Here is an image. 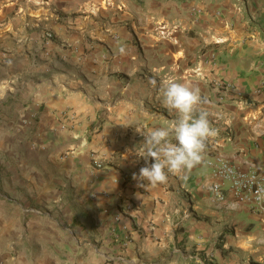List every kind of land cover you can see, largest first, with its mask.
<instances>
[{"label": "crops", "instance_id": "obj_1", "mask_svg": "<svg viewBox=\"0 0 264 264\" xmlns=\"http://www.w3.org/2000/svg\"><path fill=\"white\" fill-rule=\"evenodd\" d=\"M167 80L199 90L215 135L140 186L136 127L176 118ZM262 86L264 0H0V264H264V211L229 183L218 200L207 164L264 168Z\"/></svg>", "mask_w": 264, "mask_h": 264}, {"label": "clouds", "instance_id": "obj_2", "mask_svg": "<svg viewBox=\"0 0 264 264\" xmlns=\"http://www.w3.org/2000/svg\"><path fill=\"white\" fill-rule=\"evenodd\" d=\"M155 85V81H152ZM163 106L175 114V119L167 126L145 130L136 127L144 136L138 156L146 162H153L140 168L133 179L153 187L167 181L168 175H179L190 170L203 159V152L209 137L215 132L210 127L208 114L200 110L201 97L198 89H193L174 80L162 82Z\"/></svg>", "mask_w": 264, "mask_h": 264}, {"label": "built area", "instance_id": "obj_3", "mask_svg": "<svg viewBox=\"0 0 264 264\" xmlns=\"http://www.w3.org/2000/svg\"><path fill=\"white\" fill-rule=\"evenodd\" d=\"M47 36L52 39L54 34L49 32ZM212 60L215 64L217 63L215 54H212ZM209 81L213 88L224 92V95L219 98L220 101H224L229 93L233 94L238 101H242L243 93L233 82L218 77L211 78ZM262 89L264 86L258 90ZM207 164L211 167L215 178L213 189L218 200L225 199L224 186L229 183L238 204L249 206L255 211H264V168L262 165L254 164L248 169H241L222 156L207 160ZM102 166V163L98 161V167Z\"/></svg>", "mask_w": 264, "mask_h": 264}, {"label": "rangeland", "instance_id": "obj_4", "mask_svg": "<svg viewBox=\"0 0 264 264\" xmlns=\"http://www.w3.org/2000/svg\"><path fill=\"white\" fill-rule=\"evenodd\" d=\"M67 151H69V150H65L64 153H67Z\"/></svg>", "mask_w": 264, "mask_h": 264}]
</instances>
